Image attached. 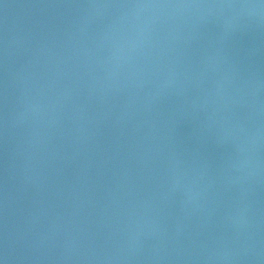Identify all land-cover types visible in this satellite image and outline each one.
Masks as SVG:
<instances>
[{"label":"water","instance_id":"1","mask_svg":"<svg viewBox=\"0 0 264 264\" xmlns=\"http://www.w3.org/2000/svg\"><path fill=\"white\" fill-rule=\"evenodd\" d=\"M0 165L264 264V0H0Z\"/></svg>","mask_w":264,"mask_h":264}]
</instances>
